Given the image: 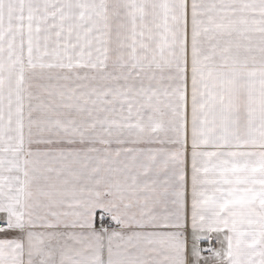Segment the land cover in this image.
Listing matches in <instances>:
<instances>
[{"label": "snow or ice", "instance_id": "1", "mask_svg": "<svg viewBox=\"0 0 264 264\" xmlns=\"http://www.w3.org/2000/svg\"><path fill=\"white\" fill-rule=\"evenodd\" d=\"M0 264H264V0H0Z\"/></svg>", "mask_w": 264, "mask_h": 264}]
</instances>
